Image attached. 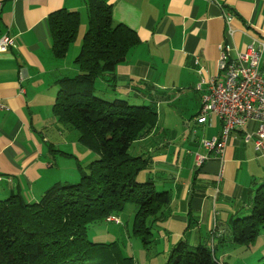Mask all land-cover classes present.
Returning <instances> with one entry per match:
<instances>
[{
  "label": "crops",
  "instance_id": "1",
  "mask_svg": "<svg viewBox=\"0 0 264 264\" xmlns=\"http://www.w3.org/2000/svg\"><path fill=\"white\" fill-rule=\"evenodd\" d=\"M103 1L111 7L114 24L134 31L139 44L116 67L112 82L107 81L109 77L96 82L97 94L108 100L125 99L135 106L153 105L155 109L182 100L187 109L194 110L183 125L192 123L193 133L200 132L192 142L183 138L189 143L183 147H192L184 154L183 147L173 144L179 135L173 136V130L159 127L158 122L150 134L137 141L146 143L143 154L150 158L152 169L150 173L145 171L143 177L151 179L155 187L159 180L161 191L170 195L169 205L158 217L168 251L179 240H185L191 248L201 244L215 227V237L225 234L232 220L243 213L247 215L256 189L264 184V155L256 152L253 145L257 123L250 121L230 134L222 163L210 158L197 168L195 153H205L200 141L218 136L221 124L214 115L204 124H198L196 117L206 82L221 78L219 61L223 47L228 49L229 59L248 45L261 49L264 0ZM80 2L0 0V37L6 36L12 42L0 54V99L5 106L0 111V200L19 193L27 201L35 202L57 182L78 181L77 172L52 176L55 170L50 158L55 144L46 141L42 128L50 119L55 123L51 117L43 118L51 111L54 82L77 74L73 62L66 61L71 45L79 46L82 41L81 38L75 43L77 33L66 56L55 59L47 18L60 9L77 12ZM224 12L231 15L229 26L223 19ZM195 62L203 68L199 73ZM65 71L72 75L63 76ZM259 72L264 76V50ZM247 135L250 139L245 142ZM153 137L159 138L157 144L150 141ZM202 228L205 234L201 235Z\"/></svg>",
  "mask_w": 264,
  "mask_h": 264
},
{
  "label": "trees",
  "instance_id": "2",
  "mask_svg": "<svg viewBox=\"0 0 264 264\" xmlns=\"http://www.w3.org/2000/svg\"><path fill=\"white\" fill-rule=\"evenodd\" d=\"M86 6L87 29L73 62L77 74L54 82L57 92L51 113L58 124L77 131L79 141L96 150L99 158L76 183L57 182L35 202L19 193L0 200V264H131L117 245L89 242L88 227L118 217L132 205L133 235L147 246L152 224L170 203L169 193L157 191L151 179L136 180L149 168L150 158L129 154L130 146L156 127L155 107L95 95L96 82L103 77L112 82L116 67L139 39L126 26L114 24L111 7L103 0H86ZM79 24L78 12L60 9L48 16L55 59L66 56ZM247 212L232 220L225 234L215 237L213 228L211 248L199 244L190 250L185 240H179L166 264H220L214 238L218 244L227 240L232 245L253 244L264 230V184L256 189Z\"/></svg>",
  "mask_w": 264,
  "mask_h": 264
},
{
  "label": "rangeland",
  "instance_id": "3",
  "mask_svg": "<svg viewBox=\"0 0 264 264\" xmlns=\"http://www.w3.org/2000/svg\"><path fill=\"white\" fill-rule=\"evenodd\" d=\"M82 2L80 7L77 9L78 14L81 18V24L78 31V40L75 43H79L83 34L87 29V10H85L86 0H80ZM80 46L76 44L71 45L68 51V58L66 63L74 62L75 58L78 56L80 51ZM77 47V49H76ZM75 50V51H74ZM71 72L65 71L63 76H70ZM57 92V88L55 90ZM56 92H54L56 94ZM96 93V92H95ZM55 94H53L55 96ZM52 95V97H53ZM99 98H104L101 97ZM45 99L48 100V96ZM108 100V99H106ZM44 101V100H43ZM48 102L47 111L49 110ZM141 106V105H140ZM150 106V105H149ZM43 108L41 111L44 115L46 109ZM157 122L159 127L164 126L174 134H178V139L172 141L173 144H177L179 148H182L184 145L189 146L188 142H184V139L192 142L197 140L200 136L197 133H193L194 126L183 125L188 122L189 116L194 112V110L187 109V103L182 100L174 102V104L163 105L161 108H157ZM50 117L53 118L51 111L48 115H44L43 118ZM54 119V118H53ZM44 122V120H43ZM165 122V123H164ZM51 121V119L43 124L42 134L45 136L46 141L51 145L55 144L52 149L51 155H53L51 164H53L52 169L55 170L53 177L66 176L69 173L77 172L79 174L78 180H80V175L88 174V165L93 161L99 158L98 153L93 148L88 147L85 143H82L78 139L77 131L73 130L69 126H64L58 124L56 121ZM197 131H199L196 128ZM184 134V135H183ZM161 136V135H160ZM162 137V136H161ZM158 137H153L150 141H153L154 144H157ZM171 142V141H170ZM47 144V145H49ZM171 144V143H170ZM46 145V147H47ZM148 145V144H147ZM146 146V143L134 142L129 149V154L132 157L143 156V147ZM157 146V145H156ZM154 148V147H152ZM192 147H183L184 150ZM157 152V151H156ZM157 154V153H156ZM155 154V155H156ZM146 171V170H145ZM145 171L141 172L136 180L138 182H145L147 179L143 176ZM147 172H152V169L149 167ZM155 178V177H154ZM153 178L154 182L155 179ZM63 180V179H62ZM158 181V184H157ZM156 181V190L161 191L159 180ZM63 184H67L62 182ZM26 194V192L24 193ZM25 198V197H24ZM40 198V197H38ZM135 208L132 205H127L122 213L114 217L120 221V225L115 223H106L101 222L99 224L91 225L87 229V240L91 243H104V244H115L118 246V249L121 255L127 259H130L131 264H166L170 251H168V241L163 235V227L160 226L158 221L152 224L151 229V243L147 246H144L139 238L133 235V219H134ZM243 213L240 216H244ZM200 234H205L204 229L202 228ZM226 239V238H225ZM215 244V256L223 264H262L264 263V230L260 231L259 236L256 238L253 244L248 246L243 245H232L227 240L226 243L218 244V239L214 238ZM207 244L211 248V237L206 235V239H202L201 245ZM190 250L193 248L189 247Z\"/></svg>",
  "mask_w": 264,
  "mask_h": 264
},
{
  "label": "built area",
  "instance_id": "4",
  "mask_svg": "<svg viewBox=\"0 0 264 264\" xmlns=\"http://www.w3.org/2000/svg\"><path fill=\"white\" fill-rule=\"evenodd\" d=\"M223 19L229 26L231 15L224 12ZM227 35H231L229 29ZM11 46L10 39L6 36L0 37V54L5 53ZM260 47L259 50L248 45L234 59L228 58V49L223 47L219 61L221 78L213 77L206 82V89L201 95L200 112L196 117L198 124H204L214 115L220 121V132L216 137L200 141L205 153H195L194 163L197 168L210 158H216L222 163L230 134L250 121L257 123L253 139L254 149L264 155V76L259 72L264 43ZM195 65L198 66L199 73L203 68L197 62ZM3 110L5 106L0 99V111ZM249 139L248 135L244 137L245 142ZM106 221L120 223L114 217H108Z\"/></svg>",
  "mask_w": 264,
  "mask_h": 264
}]
</instances>
